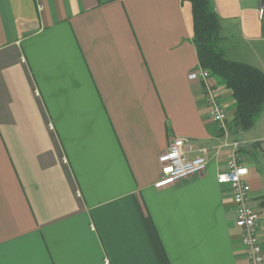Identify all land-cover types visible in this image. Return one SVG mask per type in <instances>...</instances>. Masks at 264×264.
Instances as JSON below:
<instances>
[{
  "label": "crops",
  "instance_id": "obj_1",
  "mask_svg": "<svg viewBox=\"0 0 264 264\" xmlns=\"http://www.w3.org/2000/svg\"><path fill=\"white\" fill-rule=\"evenodd\" d=\"M210 1L218 50L264 74V0ZM193 38L188 0H0V264H250L218 181L233 142L264 251V105L234 131ZM176 137L207 167L157 188Z\"/></svg>",
  "mask_w": 264,
  "mask_h": 264
},
{
  "label": "built area",
  "instance_id": "obj_2",
  "mask_svg": "<svg viewBox=\"0 0 264 264\" xmlns=\"http://www.w3.org/2000/svg\"><path fill=\"white\" fill-rule=\"evenodd\" d=\"M212 74L209 70L198 67L190 72L189 78L209 82ZM206 100L210 106V115L220 126H225L228 116L226 107L222 104L218 89L214 85L207 86ZM233 151L228 155L227 170L219 173L220 184L228 185L236 205V225L242 229V242L247 251L250 264H264V251L258 235V220L260 213L250 204L251 186L245 179L249 170L242 162L238 153V142H233ZM193 151L190 140L186 137H176L168 150L159 156L161 175L155 184L157 188L172 185L181 178L196 174L207 167L204 156L189 157ZM205 153L207 148H200Z\"/></svg>",
  "mask_w": 264,
  "mask_h": 264
},
{
  "label": "trees",
  "instance_id": "obj_3",
  "mask_svg": "<svg viewBox=\"0 0 264 264\" xmlns=\"http://www.w3.org/2000/svg\"><path fill=\"white\" fill-rule=\"evenodd\" d=\"M193 6L194 38L200 64L222 78L237 100L234 131L251 129L264 105V74L245 63L228 60L217 48L220 23L210 0H188Z\"/></svg>",
  "mask_w": 264,
  "mask_h": 264
},
{
  "label": "water",
  "instance_id": "obj_4",
  "mask_svg": "<svg viewBox=\"0 0 264 264\" xmlns=\"http://www.w3.org/2000/svg\"><path fill=\"white\" fill-rule=\"evenodd\" d=\"M256 143H253V144H251V145H255Z\"/></svg>",
  "mask_w": 264,
  "mask_h": 264
}]
</instances>
